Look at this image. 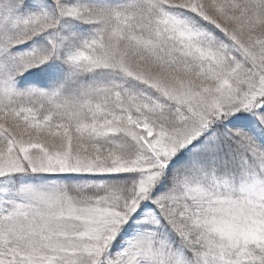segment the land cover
<instances>
[{
  "label": "snow or ice",
  "instance_id": "obj_1",
  "mask_svg": "<svg viewBox=\"0 0 264 264\" xmlns=\"http://www.w3.org/2000/svg\"><path fill=\"white\" fill-rule=\"evenodd\" d=\"M0 264H264V0H0Z\"/></svg>",
  "mask_w": 264,
  "mask_h": 264
}]
</instances>
